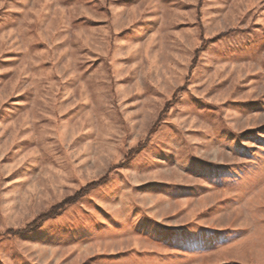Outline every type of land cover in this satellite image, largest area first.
<instances>
[{"label": "rangeland", "instance_id": "374dc122", "mask_svg": "<svg viewBox=\"0 0 264 264\" xmlns=\"http://www.w3.org/2000/svg\"><path fill=\"white\" fill-rule=\"evenodd\" d=\"M0 264H264V0H0Z\"/></svg>", "mask_w": 264, "mask_h": 264}, {"label": "trees", "instance_id": "16d2710c", "mask_svg": "<svg viewBox=\"0 0 264 264\" xmlns=\"http://www.w3.org/2000/svg\"><path fill=\"white\" fill-rule=\"evenodd\" d=\"M170 104H167L166 108L169 106ZM105 180V178L102 180V181H98V182H95V183H92V184H89L87 185L84 189H90L92 187H95L97 185H100L101 183H103ZM81 194L82 196V193L81 192H78L77 195ZM67 203H69L68 201H64L62 202L61 204H59L58 206L54 207L52 210H50L48 213L40 216L39 218H37L36 220L32 221L31 223L27 224L22 230H20L19 232H7L6 234H13V235H17V234H20V233H24V232H28V231H33L35 229H37L41 222L44 221V220H49V219H52L55 217L56 213H58V211H60L61 208H63L64 206L67 205Z\"/></svg>", "mask_w": 264, "mask_h": 264}]
</instances>
